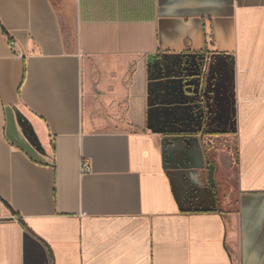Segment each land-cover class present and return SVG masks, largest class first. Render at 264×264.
Segmentation results:
<instances>
[{
    "label": "crops",
    "instance_id": "0c3cea01",
    "mask_svg": "<svg viewBox=\"0 0 264 264\" xmlns=\"http://www.w3.org/2000/svg\"><path fill=\"white\" fill-rule=\"evenodd\" d=\"M200 57L232 64L231 194L228 119L167 102ZM0 264H264V0H0Z\"/></svg>",
    "mask_w": 264,
    "mask_h": 264
},
{
    "label": "rangeland",
    "instance_id": "374dc122",
    "mask_svg": "<svg viewBox=\"0 0 264 264\" xmlns=\"http://www.w3.org/2000/svg\"><path fill=\"white\" fill-rule=\"evenodd\" d=\"M193 61L196 63L195 67L193 66L191 70H187L186 68L182 70L181 67H184L183 63L179 64L177 61L175 64H171V68H165V70L169 69L164 77L168 79V82L171 81L179 84L181 80L183 82L187 81V83H191L188 90L194 94L191 97L181 94L176 96L173 95V92V94L167 98V102L168 104L183 103L188 105L189 111L193 110L197 116L199 115L200 118L204 117V119H206V117H211L212 113L216 111V109H219V111H222L225 119H228L229 136L221 139H209L206 137L203 140V147L209 153L212 162H217L220 156L219 154L221 153L225 156V160H223L225 166L219 164L218 173L219 176L222 174L220 178L223 179L221 191L225 194H231L235 189L234 173L236 162L232 64L224 60L218 61L219 63L215 62L213 59H208V61H206L204 57L193 59ZM202 79L204 87L201 89L199 87ZM219 100H223L221 107L217 104ZM215 180L217 181V176H214V181ZM230 198H232V195Z\"/></svg>",
    "mask_w": 264,
    "mask_h": 264
},
{
    "label": "water",
    "instance_id": "95a60500",
    "mask_svg": "<svg viewBox=\"0 0 264 264\" xmlns=\"http://www.w3.org/2000/svg\"><path fill=\"white\" fill-rule=\"evenodd\" d=\"M207 177H208V183L211 187L215 186V182H214V165L213 164H209L207 166Z\"/></svg>",
    "mask_w": 264,
    "mask_h": 264
},
{
    "label": "built area",
    "instance_id": "2783aa9c",
    "mask_svg": "<svg viewBox=\"0 0 264 264\" xmlns=\"http://www.w3.org/2000/svg\"><path fill=\"white\" fill-rule=\"evenodd\" d=\"M10 46L14 47V44L11 42ZM79 171H80V174H90L91 173V168L86 162L80 161Z\"/></svg>",
    "mask_w": 264,
    "mask_h": 264
}]
</instances>
